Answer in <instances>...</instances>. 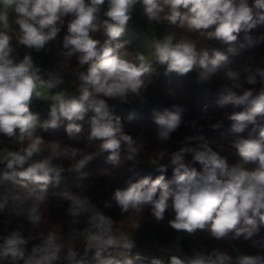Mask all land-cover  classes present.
<instances>
[{
  "label": "clouds",
  "instance_id": "obj_1",
  "mask_svg": "<svg viewBox=\"0 0 264 264\" xmlns=\"http://www.w3.org/2000/svg\"><path fill=\"white\" fill-rule=\"evenodd\" d=\"M137 9L149 30L166 23L183 33L152 35L142 50L127 51L129 42L122 38ZM66 20L59 55L77 58L73 91L62 87L65 76L58 71H46L45 78L31 55L51 51ZM261 26L264 0H0V183L11 182L24 190L10 200L0 198L4 216L0 223L6 230L0 232V264H165L162 258L148 259L134 251L132 232L141 227L145 211L157 222L170 214L167 226L178 233L195 236L203 231L226 243L243 235L257 250L233 257L227 248L214 247L187 255L173 245L163 249L169 253L167 264H264V237L254 238L264 228V68L229 67V55L239 56L264 42V33L253 35ZM241 33L244 42L238 38ZM13 38L29 50L19 61L12 55ZM206 41L225 45L227 54ZM160 68L164 76L196 72L198 83L213 77L228 81L214 101L223 110L221 116L210 125L216 130L231 122L227 149L219 144L220 151L214 150L203 135L188 136L166 163L160 162L166 152H159V159L152 162L159 173L155 178L144 176L115 189L111 201L120 215L138 217L130 233L120 230V221L106 215L87 194L56 193L59 206L67 204L71 224H84L65 235L60 225L42 215L48 186L59 184L65 171L77 173L79 179L88 177L89 164L103 153L113 168L137 159L145 141L126 132L115 114L116 105L109 101H143ZM37 99L51 102L46 119L31 110ZM208 107L204 106L205 114ZM184 111L179 105L153 110L158 143L171 139ZM65 122L70 141H78L87 125V142L98 150L48 141L38 133L56 130ZM225 150L238 155L240 162L230 164L221 154ZM169 168L171 181L165 176ZM97 176L110 177L112 172L98 169ZM104 207L113 204L105 202ZM21 219L46 228L27 237L19 227L8 230Z\"/></svg>",
  "mask_w": 264,
  "mask_h": 264
},
{
  "label": "trees",
  "instance_id": "obj_2",
  "mask_svg": "<svg viewBox=\"0 0 264 264\" xmlns=\"http://www.w3.org/2000/svg\"><path fill=\"white\" fill-rule=\"evenodd\" d=\"M252 0H250V3ZM17 27V26H13ZM128 27H134L142 30H146L151 36L162 37L168 32H176L178 35L183 33L181 29H175L168 26L166 23L151 27L143 19L139 9L134 13L133 20ZM67 31V20L63 26L58 40L53 42L49 47L51 51L47 49L42 50L39 53L31 52L34 62L42 69V75H45L46 71H58L65 76V84L62 86L70 91L75 87V75L74 68L77 67L78 61L74 56L71 59L65 58L59 55L60 45L62 44L63 35ZM264 33V26H261L257 30H254L253 35ZM239 40L244 42V33L239 35ZM123 40V39H122ZM209 47H215L218 50L227 54L226 46L219 42L213 43L212 41L205 42ZM14 52L12 53L16 61L23 59L24 55L29 52L25 47L18 45L15 38L12 41ZM127 51L134 52L133 45L127 43L125 45ZM251 57V59H249ZM229 67L235 71H241L245 65L252 67L264 68V42H259L254 46L248 47L241 55L231 56ZM197 73L191 72L186 76L180 77L175 74L170 76L160 75L156 80L151 83L144 93L143 101L136 100L128 104H121L119 102L109 101L114 103L115 114L122 118V123L125 126L126 132L134 137H141L145 141L144 150L135 161H123L119 167L113 168L112 165L106 162L107 153L100 154L96 157L88 166V177L85 178L83 183L76 189L71 190L73 193H85L94 203L106 214L110 215L114 220L120 221L117 227L125 232L132 231L133 220L137 219L135 215L121 216L119 209L115 207L114 201H111L115 189L127 187L129 181L136 182L144 176H152L155 178L159 173L156 171V167L152 164L153 161L159 159V152L164 151L166 155L161 163H166L169 159V154L181 147L185 146V138L193 136L189 126L184 125V121L188 119L196 118L202 106L208 104V113L213 115L210 119L197 120L195 123V129L198 135H203L211 142V146L214 150L220 151L219 144L225 145L227 149V141L231 138L229 129L231 122L225 121L223 127L213 130L210 125L215 123L221 116L222 109L214 105V101L218 98L221 86L228 83V81L213 77L209 82L198 83ZM245 87H250L245 85ZM50 101L34 100L31 104V110L40 114L41 119H46L49 111ZM173 105L182 106L185 111L181 114V126L176 132L171 135V139L166 143H158L154 137L156 133V125L152 120L153 110L163 111L165 108H171ZM90 115V114H89ZM129 115H133V119H128ZM87 125H85V132L81 135L78 141H70L65 131L66 122L62 124L56 130L43 131L38 129V133L44 137L45 140L60 141L62 143H71L75 147L83 148L87 151H97V145L95 143L87 142ZM153 130H149L150 128ZM18 147V146H16ZM222 155L229 157L230 164H237L240 162L238 155L230 154L228 151H222ZM69 165L68 161L64 162V166L67 169ZM198 170L199 164H195ZM98 169H108L112 172L110 177H98ZM168 181L172 180V171L169 168L165 173ZM73 175L65 171L62 174V180L69 182ZM61 190H47L45 193L46 204L42 206V215L51 223L60 225L65 235H67L73 227L83 228L84 224L79 225L71 224V217L66 214L67 204L59 206V198L56 193ZM18 192L16 194H22ZM15 195V194H14ZM10 200V199H9ZM111 202L112 208H105L104 203ZM171 218L170 214L165 215V219L162 222H157L148 211H145L144 218L140 221L141 227L138 230L132 232V236L136 242L135 252H138L142 256L151 258H162L165 260V264L168 262L169 253L163 251V249L169 248L173 245H178L179 249L184 254L191 255L193 250L207 251L214 247L227 248L229 254L233 257L235 251L232 246L226 244L223 241H216L208 237L206 232L200 231L195 236H188L185 233H178L167 226V220ZM4 219V216L0 214V221ZM50 226V225H49ZM19 227L22 234L27 237L34 234L37 231L44 230L45 225L34 226L25 219L16 221L13 225L8 226V230L11 228ZM5 226L0 223V232H5ZM264 237V228H262L259 236L254 238ZM232 244L241 250L245 254H255L256 249L250 248V241L246 240L242 235L236 240L231 241ZM33 242H30V245ZM29 245V246H30ZM201 245L203 246L201 248ZM82 251V249H81ZM176 249H172V254H176Z\"/></svg>",
  "mask_w": 264,
  "mask_h": 264
},
{
  "label": "rangeland",
  "instance_id": "obj_3",
  "mask_svg": "<svg viewBox=\"0 0 264 264\" xmlns=\"http://www.w3.org/2000/svg\"><path fill=\"white\" fill-rule=\"evenodd\" d=\"M146 38H148V39L151 38V35L146 30H142V29H138V28H134V27H128L126 34L122 39L124 41H128L130 44H132L133 48H134V52H135L136 50L141 49V46H142V44ZM212 42L215 43V41H212ZM159 71L161 73L160 75H163V68H160ZM156 79L157 78H154V80H156ZM153 129H154V127L152 129L150 128L149 130H153ZM0 167H3V166H0ZM86 171H88V168L86 169ZM68 173H70V172H68ZM71 174L73 175L71 181L66 182V181L61 179L59 184H55V183L50 184L48 186L47 190H61V191L68 190V191H71V190L78 188L83 183L85 178L79 179L78 174L74 173V172H72ZM22 191H24V190L19 188L18 186L13 185L11 182L0 183V198L10 199L11 196H13L14 194H16L18 192H22ZM46 198H47V196H46Z\"/></svg>",
  "mask_w": 264,
  "mask_h": 264
},
{
  "label": "built area",
  "instance_id": "obj_4",
  "mask_svg": "<svg viewBox=\"0 0 264 264\" xmlns=\"http://www.w3.org/2000/svg\"><path fill=\"white\" fill-rule=\"evenodd\" d=\"M205 106V105H204ZM204 106H202L199 115L196 118L193 119H188L184 121V125L189 126L192 132V135H198L195 129V123L197 122V120H201V119H210L213 117V115H210L207 111V113H204ZM203 117V118H202ZM226 243V242H225ZM232 246L233 250L235 251V255H237L238 253H242L240 249H238L237 247H235L232 242L226 243Z\"/></svg>",
  "mask_w": 264,
  "mask_h": 264
}]
</instances>
